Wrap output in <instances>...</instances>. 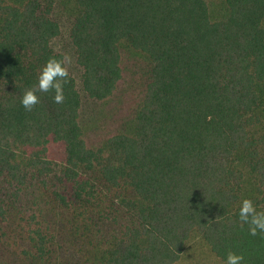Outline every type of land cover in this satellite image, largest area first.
I'll return each instance as SVG.
<instances>
[{
    "label": "trees",
    "instance_id": "1",
    "mask_svg": "<svg viewBox=\"0 0 264 264\" xmlns=\"http://www.w3.org/2000/svg\"><path fill=\"white\" fill-rule=\"evenodd\" d=\"M0 225V264H264V0H0Z\"/></svg>",
    "mask_w": 264,
    "mask_h": 264
},
{
    "label": "rangeland",
    "instance_id": "2",
    "mask_svg": "<svg viewBox=\"0 0 264 264\" xmlns=\"http://www.w3.org/2000/svg\"><path fill=\"white\" fill-rule=\"evenodd\" d=\"M209 4L211 17L216 14V6L219 0H206ZM69 3L62 4L57 2L54 5L52 16L60 23V34L52 40L53 47L62 52L65 58L66 68L75 77L79 75V68L75 63V56L70 42L68 31L71 23ZM126 89L123 83L119 92ZM126 91V90H125ZM120 98L114 97L109 102H90L83 99L82 123L84 126L85 137L91 144L100 142L107 134L112 132L117 124L119 116L122 115ZM6 230L0 225V243L4 240ZM177 264H228L216 256L196 232L192 233L185 243Z\"/></svg>",
    "mask_w": 264,
    "mask_h": 264
}]
</instances>
